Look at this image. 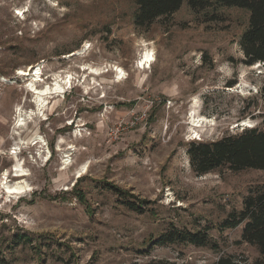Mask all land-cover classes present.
Wrapping results in <instances>:
<instances>
[{
    "label": "rangeland",
    "instance_id": "rangeland-1",
    "mask_svg": "<svg viewBox=\"0 0 264 264\" xmlns=\"http://www.w3.org/2000/svg\"><path fill=\"white\" fill-rule=\"evenodd\" d=\"M208 1L203 10L184 1L143 28L134 24V0H0V183L15 162L27 173L6 176L9 183L24 180V192L4 194L0 187V264L259 257L240 240L243 224L221 229L220 222L241 207L249 188L264 183V171L223 167L197 175L186 152L190 141L241 131L243 121L258 125L264 115V64L239 62L248 12ZM145 51L154 61L142 69ZM32 77L38 88L58 78L64 92L38 109ZM191 111L204 121L197 136ZM36 135L43 145L25 143ZM109 185L145 211L128 209ZM172 225L206 229L219 247L157 244Z\"/></svg>",
    "mask_w": 264,
    "mask_h": 264
},
{
    "label": "trees",
    "instance_id": "trees-1",
    "mask_svg": "<svg viewBox=\"0 0 264 264\" xmlns=\"http://www.w3.org/2000/svg\"><path fill=\"white\" fill-rule=\"evenodd\" d=\"M137 6L133 20L137 27L147 28L157 18L175 12L186 1L194 10L209 7L208 0H134ZM222 6H234L248 12V21L238 40L242 57L239 62L245 66L264 63V0H215ZM213 19V18H211ZM235 82H229L232 86ZM259 94L264 100V82L259 88ZM258 125L243 127L241 131L227 133L218 139L210 141H190L187 144V154L192 170L202 175L219 168L231 171L257 169L264 171V115ZM119 197L128 209L142 213L134 196L108 186ZM242 225L240 240L254 246L259 257L248 263L247 258L229 253H221L214 264H264V183L249 188L242 199L239 209L233 208L220 222L221 229L234 228ZM29 240L27 241V243ZM155 242L159 245L171 243H189L199 247L218 249V243L207 233L206 229L188 230L175 226L168 227Z\"/></svg>",
    "mask_w": 264,
    "mask_h": 264
},
{
    "label": "bare ground",
    "instance_id": "bare-ground-1",
    "mask_svg": "<svg viewBox=\"0 0 264 264\" xmlns=\"http://www.w3.org/2000/svg\"><path fill=\"white\" fill-rule=\"evenodd\" d=\"M153 61H154L153 53L150 51H145V53L139 59V63L141 64L140 68H142V69L149 68L151 66V64L153 63ZM256 64H258V63H256ZM256 64H254V65H256ZM254 65H252V66H254ZM31 70L32 69H30L29 72H28V70H22L19 72V74L20 75H30ZM38 70L39 69H37V71H35V73L31 76L38 75L39 74ZM116 70H117V73H116L117 80L116 81H120L123 78L124 74L121 71V69L116 68ZM105 71H107V70H105ZM90 72H92L94 74H100L104 71H99L97 69L91 68ZM37 79H38L37 77H32V80H31L30 84L28 85V88H29V91H31L35 95V104H36L37 108L43 109L47 103V98L53 93H55V94L56 93H63L65 87L63 86L62 81L57 78L56 80L54 79L55 80L54 83L43 86L42 88H38L35 85V82L37 81ZM18 113H19V116H18L19 118H18L17 124H18V126L21 127L25 123L24 122L25 117L23 116L24 115L23 113H22L23 115L20 114L21 113L20 111ZM29 116H31V115H29ZM189 118H190V122H189L190 128L193 129L192 132L195 133V136H197L198 134L195 130H196V128H201L203 126L202 125L203 119L197 117L195 115L194 111L190 112ZM242 124L245 127H249L252 125L251 123L246 122V121H243ZM32 141H35L34 143L39 142L42 145L45 142L44 139H42L39 135H36L34 138L30 139L29 141H27L25 143H27V144L32 143ZM15 149H19V148L17 147ZM47 153L48 154L50 153L49 150L47 151ZM11 155L15 157L17 155V150H13L11 152ZM65 162H69L68 159H66ZM9 171L14 172L13 176L16 178H19V179L27 175V173H26L25 169L22 167L21 163L15 162L13 167L10 170H5V172H4L5 175H3L4 177L1 178V182H2L4 192L11 195V194L22 193L25 190H27V183L24 180H17L16 182H13V183H9V181H7L6 176H7ZM4 178H5V180H2Z\"/></svg>",
    "mask_w": 264,
    "mask_h": 264
},
{
    "label": "built area",
    "instance_id": "built-area-1",
    "mask_svg": "<svg viewBox=\"0 0 264 264\" xmlns=\"http://www.w3.org/2000/svg\"><path fill=\"white\" fill-rule=\"evenodd\" d=\"M263 64H264V63H263ZM6 178H7V177H6ZM0 187H3V186H2V182L0 183ZM1 193H2V192H0V208H1V200H2V197H3V195H1ZM4 194H7V193L4 192Z\"/></svg>",
    "mask_w": 264,
    "mask_h": 264
},
{
    "label": "water",
    "instance_id": "water-1",
    "mask_svg": "<svg viewBox=\"0 0 264 264\" xmlns=\"http://www.w3.org/2000/svg\"><path fill=\"white\" fill-rule=\"evenodd\" d=\"M249 127H252V126H249Z\"/></svg>",
    "mask_w": 264,
    "mask_h": 264
}]
</instances>
